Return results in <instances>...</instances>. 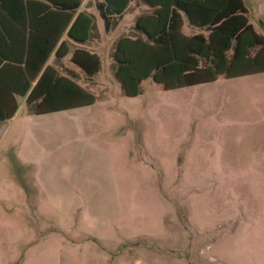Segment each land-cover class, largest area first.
<instances>
[{
	"label": "rangeland",
	"instance_id": "1",
	"mask_svg": "<svg viewBox=\"0 0 264 264\" xmlns=\"http://www.w3.org/2000/svg\"><path fill=\"white\" fill-rule=\"evenodd\" d=\"M242 2L264 36V0ZM111 40L91 105L0 138L2 163L34 160L22 204L0 174V264H264V72L126 96Z\"/></svg>",
	"mask_w": 264,
	"mask_h": 264
},
{
	"label": "trees",
	"instance_id": "2",
	"mask_svg": "<svg viewBox=\"0 0 264 264\" xmlns=\"http://www.w3.org/2000/svg\"><path fill=\"white\" fill-rule=\"evenodd\" d=\"M131 2L146 9L135 19L130 35L116 40L110 65L124 95L135 96L146 78L170 90L213 82L218 77L264 72V36L249 23L242 0H102L96 8L105 31ZM53 4L64 15V29L79 0H55ZM82 17L78 14L67 32L78 41L85 40L90 29V20L86 18L84 37L74 36ZM258 25L264 29L262 22ZM71 62L88 80L100 67L97 56L83 49L73 51ZM44 63L45 59L23 61L26 84L21 94L34 81L25 98L29 114L93 103L94 95L75 82L71 71L61 74ZM15 109L14 102L0 120L9 118Z\"/></svg>",
	"mask_w": 264,
	"mask_h": 264
},
{
	"label": "crops",
	"instance_id": "3",
	"mask_svg": "<svg viewBox=\"0 0 264 264\" xmlns=\"http://www.w3.org/2000/svg\"><path fill=\"white\" fill-rule=\"evenodd\" d=\"M54 1L0 0V116L4 115V112L10 109L14 102L16 104L13 114L9 118L0 120V138L10 126L17 125L22 115L39 117L51 116L57 113L34 115L27 112L25 98L34 81L30 83L26 92L21 94L26 84L25 75L22 71L23 61L26 58L33 61L45 59L44 65L56 68L61 74L68 75L71 71L75 82L88 90L90 88L89 83L92 82L99 70L90 80L86 79L85 74L79 67L71 62L73 51L75 49L87 50L94 53L100 62L101 51H104L102 38H110L112 39L109 52V58L111 59L116 40L122 36L130 35L135 19L146 9L143 5H135L134 2H131L121 16H115L114 22L111 23L108 31H105L103 21L96 8V5L101 3L102 0H79L77 8L72 13L71 20L62 29L64 15L55 10ZM78 14H82L83 17L81 25H78L76 31L73 32L75 37H84L85 19L90 20L88 37L83 41L75 40L67 35L68 29ZM56 36L57 38H55ZM107 53L106 51V55ZM87 106L58 112L78 110ZM12 136L13 134L7 138L4 145H7ZM16 164L17 166L12 167L0 160V174L9 179L14 197L20 199V204H22L25 199H30L29 192H27L28 185L26 182L17 183L16 181L18 178L28 180L27 175L25 176L27 178L23 176L28 171L22 166L33 165L34 160L28 157L27 153V156H17ZM24 217L27 216L24 214ZM28 231V228L24 229V232L27 233ZM19 232L22 233V230Z\"/></svg>",
	"mask_w": 264,
	"mask_h": 264
}]
</instances>
